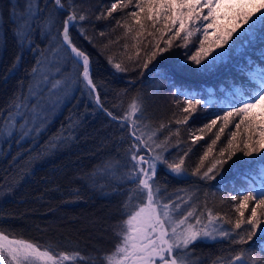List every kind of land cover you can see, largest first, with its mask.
Listing matches in <instances>:
<instances>
[{"label": "snow or ice", "instance_id": "1", "mask_svg": "<svg viewBox=\"0 0 264 264\" xmlns=\"http://www.w3.org/2000/svg\"><path fill=\"white\" fill-rule=\"evenodd\" d=\"M129 6L133 10L127 15L132 23L117 21V24L124 27L126 33L135 29L133 39L138 42L145 34L152 37L144 50L141 75L158 58L170 59L166 54L174 47L176 37L183 33L185 43L180 46L186 48L188 38L203 30L204 39L199 41L195 51L186 53L183 58L175 54V59L159 75L162 80L173 83V95L184 97L181 111L188 115L183 120H177V124L187 123L198 106L208 108L218 104L221 108L223 115L217 114L199 130L212 133L215 138L211 139L200 157V164L193 175L200 176L202 180H215L225 166L241 165L242 171L238 173V178H242L241 191L230 197L238 202L235 209L238 218L233 227H248L242 235L237 233L239 239H233L232 243L248 247L231 255L227 264H264V255L257 261L252 251L258 248L264 254V244H250L254 237L264 235V220L260 218L264 212L258 215V209H264V156L260 155L264 152V65L251 57L236 65L237 77L242 79L229 77L222 81L231 90L219 102L212 88L197 91L193 87H177L174 82L178 75H214L230 59L234 48L243 49L257 40L264 45V0H116L106 9V14L102 12L96 18L111 17L118 8ZM88 18L85 12L80 11L76 0H16L15 4L9 0L7 18L0 13V44L6 45L7 33L11 32L20 49L9 72L19 66L23 51L27 49L37 54L28 77L32 80L39 75V80L34 88L29 87L27 94L21 82L19 92L10 98L5 108H0V142L15 139L20 144L25 139L38 138L47 129L57 109L73 101L75 107L84 99L111 121L118 122L121 129L127 130L128 147L124 150V163L109 161L102 167L105 172L126 168L127 171L118 177L119 186L125 183L132 186L125 193L127 218L122 221V229L117 233L120 240L111 253H106L98 261L91 255H82L78 249L60 250L59 245L15 238L10 232L0 229V264H87L88 261L92 264H195L191 250L194 242L201 238L215 240L217 236L228 237L230 233L214 226V222L222 218L213 217L211 210H208V224L200 226V217L195 216L191 209L184 210L182 205L186 202L180 196L173 200L166 195V189L158 186L156 177L162 165L176 177L185 175L184 158L191 149L177 161H168L165 156L168 138L157 142L155 132L146 134L137 119L133 118L137 113L143 114L142 98L133 97L122 115L104 107L93 78L90 56L74 42L71 31L78 22ZM209 29L216 37L210 42ZM80 34L87 39L82 29ZM165 36L168 38L164 39ZM37 39L44 43L43 48L36 43ZM257 54L264 60V47L257 49ZM137 56H140L139 50ZM109 63L118 72L126 71L120 63H113L111 59ZM45 65L48 71L41 74ZM237 117L239 122L234 125L236 130L230 132L227 145L219 149L211 166L201 172L204 161L214 152L226 128ZM68 120L67 128L62 125L60 133L47 142L50 148L74 140L72 133L79 121L74 120L72 115ZM241 126L248 135L237 143ZM213 129L217 130L213 132ZM202 139L203 135H193L192 143ZM244 157L251 159L245 160ZM79 179L84 180L85 177ZM92 186L95 187V182ZM113 191L119 192V187ZM74 193L79 196L78 189ZM7 194L11 195V188ZM133 198L139 199V202L129 209V201ZM250 204V214L245 216ZM194 216L195 223H192ZM224 223L231 221L225 220ZM219 259L223 264V258Z\"/></svg>", "mask_w": 264, "mask_h": 264}, {"label": "trees", "instance_id": "2", "mask_svg": "<svg viewBox=\"0 0 264 264\" xmlns=\"http://www.w3.org/2000/svg\"><path fill=\"white\" fill-rule=\"evenodd\" d=\"M15 2L16 0H12L13 4ZM76 2L80 11L85 12L89 18L78 22L76 28L71 30L73 40L90 56L93 78L98 85L104 107L122 115L131 99L139 96L143 100V114L137 113L133 118L137 119L141 130L146 134L155 132L157 142L168 138V151L165 152L168 161H177L185 151L191 149L184 158L185 175L176 177L162 165L158 169L157 184L162 190L166 189V195H170L173 200L180 196L186 202L182 205L184 210L191 209L195 216L200 217V226L208 224V210H211L213 217L222 218L215 221L214 226L229 231L230 235L219 236L209 242L198 240L191 245V250L195 264H222L219 258H223V264H227L231 255L248 247L232 243L233 239H239L237 233L242 235L243 230L248 227L242 225L241 229H234L238 218L235 211L238 202L230 199L241 191L242 178H238V173L242 171V167L239 163L231 167L225 166L222 174L215 180H202L200 176L193 175L200 164V157L211 139L215 138L212 133H202L199 130L217 114L223 115V112L218 104L208 108L198 106L187 123L177 124V120H183L188 115L181 111L184 97L173 95V83L162 80L159 75L175 59V54L183 58L186 53L195 51L199 41L204 39L203 30L188 38L186 48L180 46L185 43L183 33L176 37L173 40L174 47L166 54L170 59L158 58L141 75L144 50L152 37L145 34L138 42L133 39L135 29L132 33H126V29L117 24V21L132 23L131 17L127 15L133 10L132 7L118 8L111 17L97 19L102 12L106 14V9L116 0ZM8 12L9 0H0V13L5 19ZM4 26L8 27L7 24ZM81 29L86 33L87 39L80 34ZM156 38L159 39V36ZM167 38L168 36L164 37ZM215 38V33L209 29L208 41ZM36 43H40L41 48L45 46L39 39ZM261 47L264 45L257 40L243 49L234 48L230 59L220 66L216 74L199 77L178 75L174 78L175 86L193 87L197 91L212 88L215 99L222 101L231 90L222 81L237 77L236 65L243 63L247 57L264 65V60L257 54V49ZM19 51L12 33L8 32L6 45L0 44V108H5L10 98L19 92L21 82L27 94L29 87L34 88L39 80V75L32 80L28 77L37 54L27 49L23 51L19 66L9 72ZM109 59L113 63H120L126 71H116ZM46 71L47 65L42 67L41 74ZM74 105L75 101L57 109L47 129L38 138H28L20 144L15 139L0 142V229L10 232L15 238L59 245L60 250L65 251L78 249L81 254H87L113 248L116 241L115 228L127 217V209L124 208L127 199L125 193L132 186L126 183L119 186L118 177L127 171L126 168L105 172L102 167L109 161L119 160L121 164L124 163V150L128 147L127 130L121 129L118 122L111 121L102 111H97L87 99L75 107ZM70 115L79 121L72 133L74 140L50 148L47 142L60 133L62 125L67 128ZM237 122L238 117L226 128L214 152L204 161L201 172L211 166L219 149L227 145L230 132L236 130L234 125ZM219 123L218 121V125ZM216 130L213 129V132ZM193 135H203L204 139L193 144ZM247 135L244 126H241L236 142L239 143ZM237 155L242 156V153ZM260 155L264 156V152ZM111 179L115 182L114 188L119 187V192L107 187L106 183ZM93 182L95 187L92 186ZM244 182L247 183V180L244 179ZM9 188L11 195L7 194ZM76 189L79 190V196L74 193ZM138 202L137 198L130 200L129 209ZM251 206L250 204L245 211V216L250 214ZM261 212L264 209H258V215ZM195 216L191 219L192 223H195ZM260 218L264 220V216ZM225 220H230L231 223H224ZM250 244H264V235L254 237ZM252 251L257 261L264 255L258 248H253Z\"/></svg>", "mask_w": 264, "mask_h": 264}, {"label": "rangeland", "instance_id": "3", "mask_svg": "<svg viewBox=\"0 0 264 264\" xmlns=\"http://www.w3.org/2000/svg\"><path fill=\"white\" fill-rule=\"evenodd\" d=\"M106 185H107V187H112V188H114V185H115V182H114V180H110L109 182H107L106 183ZM127 218V217H126ZM212 225H210V227H211ZM122 229V223H120V224H118L117 226H116V228H115V244H114V246H113V248H110V249H107V248H105V249H103V250H99L98 252H97V254L96 255H92L93 257H95L98 261L99 260H101V258L106 254V253H111L113 250H114V247H115V245L119 242V240H120V237L117 235V233L120 231ZM217 238H219V236L217 237ZM198 240H203V241H208L209 242V240H211V239H203V238H201V239H198ZM197 240V241H198ZM87 264H92V262L91 261H88L87 262Z\"/></svg>", "mask_w": 264, "mask_h": 264}, {"label": "bare ground", "instance_id": "4", "mask_svg": "<svg viewBox=\"0 0 264 264\" xmlns=\"http://www.w3.org/2000/svg\"><path fill=\"white\" fill-rule=\"evenodd\" d=\"M97 252H98V251H94V252H92V253H87V254H82V255H85V256H88V255H91V256H92V255H93V256H94V255L97 254Z\"/></svg>", "mask_w": 264, "mask_h": 264}]
</instances>
